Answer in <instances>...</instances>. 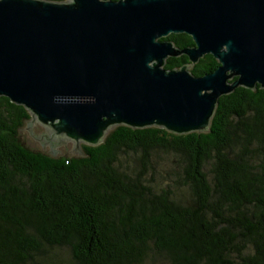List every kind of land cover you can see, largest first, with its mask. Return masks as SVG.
Here are the masks:
<instances>
[{"label": "trees", "instance_id": "obj_1", "mask_svg": "<svg viewBox=\"0 0 264 264\" xmlns=\"http://www.w3.org/2000/svg\"><path fill=\"white\" fill-rule=\"evenodd\" d=\"M162 39L193 45L186 33ZM217 66L205 54L190 71ZM29 117L0 96V264H264L258 85L220 96L207 132L119 125L81 156L29 148Z\"/></svg>", "mask_w": 264, "mask_h": 264}, {"label": "water", "instance_id": "obj_2", "mask_svg": "<svg viewBox=\"0 0 264 264\" xmlns=\"http://www.w3.org/2000/svg\"><path fill=\"white\" fill-rule=\"evenodd\" d=\"M171 33L193 45L162 39ZM182 54L186 63L164 67ZM205 54L218 66L196 76ZM257 85L264 0H0V96L76 156L119 125L207 132L220 96Z\"/></svg>", "mask_w": 264, "mask_h": 264}, {"label": "rangeland", "instance_id": "obj_3", "mask_svg": "<svg viewBox=\"0 0 264 264\" xmlns=\"http://www.w3.org/2000/svg\"><path fill=\"white\" fill-rule=\"evenodd\" d=\"M20 139L25 145L34 150L43 151L47 154L58 155H79L74 150V144L68 139H50L49 131L42 126L35 118L27 119L19 129ZM146 264H168L161 259L147 261Z\"/></svg>", "mask_w": 264, "mask_h": 264}]
</instances>
